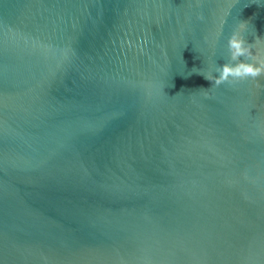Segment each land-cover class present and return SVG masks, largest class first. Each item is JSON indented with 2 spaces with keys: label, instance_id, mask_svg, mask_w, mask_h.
I'll return each instance as SVG.
<instances>
[{
  "label": "water",
  "instance_id": "95a60500",
  "mask_svg": "<svg viewBox=\"0 0 264 264\" xmlns=\"http://www.w3.org/2000/svg\"><path fill=\"white\" fill-rule=\"evenodd\" d=\"M264 0H0V264H264V76L213 86Z\"/></svg>",
  "mask_w": 264,
  "mask_h": 264
},
{
  "label": "clouds",
  "instance_id": "9594fccd",
  "mask_svg": "<svg viewBox=\"0 0 264 264\" xmlns=\"http://www.w3.org/2000/svg\"><path fill=\"white\" fill-rule=\"evenodd\" d=\"M246 25L240 22L228 36L226 62L222 65L211 64L202 71L212 87L264 76V50L258 49L255 43L247 42L244 36Z\"/></svg>",
  "mask_w": 264,
  "mask_h": 264
}]
</instances>
